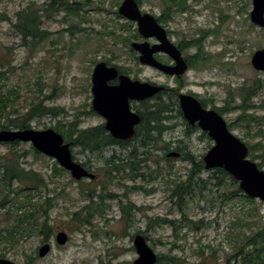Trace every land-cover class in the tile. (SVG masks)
I'll return each mask as SVG.
<instances>
[{
	"label": "rangeland",
	"instance_id": "1",
	"mask_svg": "<svg viewBox=\"0 0 264 264\" xmlns=\"http://www.w3.org/2000/svg\"><path fill=\"white\" fill-rule=\"evenodd\" d=\"M48 1L0 0V94L12 97L20 113L41 98L45 105L63 109L59 115L35 119L31 128L63 129L70 122H78L86 129L102 124L100 117L87 113L91 74L100 62L130 69L140 80L164 83L163 77L136 59L138 52L131 45L139 42L137 25L118 12L124 0H90L80 16L57 7L49 9ZM138 1L143 13L169 16L176 41L200 40L199 52L192 48L189 53L203 52L208 60L189 72L186 89L199 94L211 107L223 109L224 118L237 137L264 147V72L254 69L251 63L255 52L264 49V27L250 20L252 0H176L183 3L182 12L171 5V0ZM21 11L38 17L39 31L46 33L43 37L23 39L16 27ZM73 25L74 34L69 31ZM250 90L255 95L247 99L245 106L251 110L244 111L239 107H243V96ZM245 113L253 117L249 123L239 119ZM15 117L17 113L11 116ZM184 121L177 118L150 149L142 147L148 152L145 178L123 181L128 187H142L138 191L127 190L117 182L107 183V160L114 154L125 158L128 152L122 148L93 152L74 148L75 159L96 175L95 180L77 181L69 172L59 171V164L52 158L35 154L29 143H0V166L14 162L44 178L46 186L32 196L35 195L33 202L48 208L51 227L47 242L38 231L28 236L27 230L23 236H15L17 243L12 242L4 230L13 224L16 208L12 204L0 207V256L4 255L0 259L15 264H28L27 256L34 258L31 264H133L138 258L134 238L142 234L158 256H176L180 258L178 264H198L203 256L210 255L211 248L216 250V256H210L207 264H244L236 255L237 235H250L264 225L263 202L250 203L244 198L222 202L219 198L200 197L187 200V205L180 207L176 198H170L174 184L186 180L192 166L183 155L189 152L196 161H203L214 145L200 129H189ZM171 152L181 156L168 158ZM255 162L259 164L261 160ZM3 170L0 167V177ZM211 175V170L202 173L205 180ZM14 184V188L20 186ZM89 190H93L96 203L104 201L105 215L94 214L92 226L79 228L75 213L85 214L81 211L91 204L86 196ZM6 193L0 195V204ZM103 193L102 199L97 196ZM107 193L113 197H106ZM26 195L27 192L22 194L23 201ZM12 197L15 196L10 194ZM129 203L134 205L130 218L122 211ZM183 210L192 219L209 224L191 229L182 217ZM238 217L242 219L240 223L236 221ZM158 218H169L176 224L160 225ZM62 231L69 237L65 245L56 241ZM45 243L52 248L40 258L38 250Z\"/></svg>",
	"mask_w": 264,
	"mask_h": 264
},
{
	"label": "trees",
	"instance_id": "2",
	"mask_svg": "<svg viewBox=\"0 0 264 264\" xmlns=\"http://www.w3.org/2000/svg\"><path fill=\"white\" fill-rule=\"evenodd\" d=\"M89 1L90 0H86L80 3L78 0H49L46 5L49 7V9H54L57 7L59 10H63L65 13L70 15L80 16L82 8L88 5ZM136 1L140 5V2L138 0ZM170 2L173 7H178V11H183V3L181 1L178 2L176 0H171ZM169 6L167 8H169ZM24 12L26 11H21L18 14V18L20 19L18 21L19 23L16 25L19 32L22 34L23 39L26 40L28 37H33L34 39L43 37L46 33L39 31V26L37 23L38 17L33 13L25 14ZM71 28L72 29H69V31L74 34L73 29L76 28V26L73 25ZM199 43L200 40L194 41V44L198 45L200 48L201 44ZM207 60L208 58L203 54V52H201L195 56L194 66H200ZM246 90L247 89L244 88V91ZM254 95L255 94L250 90L248 95L243 96V107L241 106L239 108L247 111L248 109L245 106L246 101L250 96ZM145 107V111L141 113L142 122L138 127V132L136 135V140H138L139 145L133 146V148L126 150L128 155L125 158L114 154L110 159L107 160V183L117 182V184L120 186L126 187L127 190L138 191L142 189V187L138 185L128 187L125 183H123V181L135 182L139 178H145L146 175L143 169L145 168L144 162L147 161L146 156L148 152L142 150L141 144L154 145V143L162 136V134L170 128L164 124V121L170 118L166 114L168 112V106L164 101L158 102L154 106L147 104ZM62 111L63 109L45 105L44 100L41 98L39 102H32L24 112L20 113L19 110L15 108L12 97H6L3 94H0V129H29L32 127L31 123L35 119L44 116H56L59 115L58 112L62 113ZM219 112L222 114V110H219ZM15 113H17V117L11 118V116ZM252 118L253 117L251 115L246 113L239 117L240 120H243L247 123H249ZM79 128L80 126L78 122H70L68 126H63V129L55 127V130L61 133L67 142L72 141L73 136L78 134L79 140L83 143L85 142V146L96 144L94 140L98 137H101L100 140L110 139L103 134L102 126L87 130H79ZM15 144L18 145L19 142H16ZM86 148H90L92 150L88 151H94L92 147ZM263 148L264 147L260 146L259 144L250 146V157L254 161L257 159L261 160V162L258 164L261 169L264 167ZM34 151L35 154H40L35 149ZM258 151H261L262 155L261 153L256 155ZM183 159L189 162L192 166L187 173L186 180L180 179L178 182L175 181V187L172 188L170 197L172 199L176 198L180 207L185 205L187 200H195L200 197H211L213 199L219 198L222 202L224 200L234 201L244 198L247 202L253 203L252 199L243 195L242 190L238 186V182L223 169H214L212 171V175L205 180L202 177V173L205 171L204 162L202 160L196 161L193 155H191L189 152H186L183 155ZM0 167H3L4 169L0 177V195L7 191L4 198L2 199L3 201L0 204V207L4 208L8 204H12L16 208L17 214L16 218L13 220V224L11 219H9V222H11L9 224L10 226L4 230V232L7 231L8 233L6 234L8 237L7 239L17 243L18 241L16 240L18 239H16V235L23 236V234L28 231L27 235L30 236L31 233L38 231V233L46 237L45 242H47L48 234L51 230V227L48 223V208H46V206L43 204L33 202L35 195L32 196V194H34L36 191L39 192V188L46 186L44 184V178L33 169L26 171L22 168H19V166L14 162L10 164H4ZM59 171L66 170L60 167ZM55 173H57V169ZM156 173L160 174V171L157 170ZM14 183H17L20 186L14 188ZM24 192H27V195L23 201L21 196ZM216 193H219V195ZM10 194H13L15 197L9 198ZM94 195L95 194L93 193V190L88 191V195L86 196L89 197L91 204L85 207V211H81L85 212L84 215L81 216V213L79 212L75 213V219L79 223V228L84 225L92 226L93 223L91 222V218L94 216V214L103 217L105 215L106 205L104 201L96 203L94 201ZM97 196H99L101 199L105 197L104 193ZM124 196H127V193H125ZM106 197L112 198L113 196L110 193H107ZM133 206V204L129 203L128 205L122 207V211L127 217L131 215ZM92 208L94 210L93 214L91 213ZM252 209L255 208L252 207ZM18 212H20V214H18ZM182 217L186 222V225L191 229H199L200 226H207L209 224V222L205 223V220L202 219L199 221L192 219L184 210L182 211ZM241 220L242 219L240 217L236 219L237 223H240ZM157 222L160 225L164 224L174 226L176 224V221L170 220L169 218H158ZM237 223H234L233 225ZM236 241V255L241 257V260L244 264H264V225L259 227L257 231L252 232L250 235H237ZM210 256H216L215 249L211 248L210 255L203 256L198 264H207V260L210 259ZM0 257H4V255H1ZM32 260H34L33 257L27 256L28 264H31ZM235 260H237L236 257ZM179 262L180 258L173 255H161L159 256L158 260V264H178Z\"/></svg>",
	"mask_w": 264,
	"mask_h": 264
},
{
	"label": "water",
	"instance_id": "3",
	"mask_svg": "<svg viewBox=\"0 0 264 264\" xmlns=\"http://www.w3.org/2000/svg\"><path fill=\"white\" fill-rule=\"evenodd\" d=\"M252 2L251 22L264 27V0H252ZM118 12L123 18L138 24L142 37H157L161 40L163 46L160 49L163 48L177 60L176 67L162 65L153 57L154 50L150 49L149 43L134 42L131 47L139 53L141 64L157 67L168 74L185 72L186 65L182 64L184 60L180 52L169 42L166 31L152 14L143 13L136 0H124ZM251 63L254 69L264 72V49L255 52ZM117 76L118 70L115 67H108L105 62L97 64L93 76L94 105L99 114L108 118L106 129L113 137L130 139L136 134V126L140 125L141 116L130 111L129 101H143L151 98L159 94L163 87L148 82L132 81L129 77L120 76L119 86L108 88L107 81L113 80ZM180 106L186 121L191 126L198 124L201 130L209 133L215 143L203 157L206 170L223 169L238 182L239 188L245 196L264 203V170L249 158L248 146L229 131L224 117L216 110L203 108L200 101L192 95H181ZM16 142L31 144L39 153L56 160L59 166L69 171L77 181L85 178L93 180L96 177L73 159L71 145L65 143V138L54 129L10 128L0 130V143L12 144ZM180 156L181 154L178 152H171L167 155L168 158H179ZM68 239V234L64 231L59 232L56 236L59 245H65ZM134 247L138 258L133 264L158 263V254L142 234L135 236ZM51 248L50 243L42 245L38 250L39 257H46ZM0 264L15 263L8 259H0Z\"/></svg>",
	"mask_w": 264,
	"mask_h": 264
},
{
	"label": "flooded vegetation",
	"instance_id": "4",
	"mask_svg": "<svg viewBox=\"0 0 264 264\" xmlns=\"http://www.w3.org/2000/svg\"><path fill=\"white\" fill-rule=\"evenodd\" d=\"M153 16L156 18L158 24L162 28H164V30L166 31V36H167V39L169 40V42L171 44H173L177 48V50L180 52V55H181L182 59L184 60V63H182V64L186 65L185 72L182 73V74H178L177 72H174L173 74H168V73L160 70L157 67H152V66H147V65H143L142 64V66L148 67L152 71L157 73L159 75L158 77H160V76L163 77L164 83L161 82L159 84L157 81H154V80H146V81L140 80L139 78L136 77L135 74L130 73V69L126 70L125 68H123L121 66L120 67L119 66H112V65L108 64L107 62H105L108 67H115L118 70L117 78H115L113 80H110V81H107V83H106L107 87L108 88H114V87L119 86V84H120L119 77L120 76L129 77L132 81L148 82L150 84L163 87L162 91L159 94H156V95H154L151 98H148V99L143 100V101H133V100L129 101L130 111L132 113L139 114L141 116V122H142L141 113L145 111V108H146L145 106L147 104L151 105V106H154L156 103L164 101L167 104V106H168V112L166 114H167V116L170 117V118H168V120L164 121V124L167 127L172 128L171 124L173 125L175 123V121L177 120V118L181 117V118H184L185 126H187L189 129H193V130L200 129L198 124H196L194 126H191L186 121V119L184 117V113H183V111L181 109V106H180V96L183 95V94L192 95V96L196 97L200 101V103L202 104L203 108L208 109V110H216L221 116L224 117L225 113H223V109H220V108H217V107H211L205 99L200 97L199 94H197V93H195V92H193L191 90H187L186 89L187 85H186V82H185L186 80L185 79L187 78L189 72L191 70H193V68H197L198 67L196 65L194 66V60H195V56L197 55V53L200 50L199 46L194 44V41H191V42H188V41H181V42L180 41H176L175 38H174V33H173L172 29L169 26V23L171 21L169 19L167 20V17H169V16H164V17L163 16H156V15H153ZM135 24L137 25L138 33H136V36H137V39H139V43H142V42L149 43L150 49L154 50L153 57L155 58V60L157 62H159L160 64L168 66V67H176L177 66V60L175 58H173L168 52L163 50V48L160 49V47L163 46L161 40H159L157 37H151V38L142 37L141 34L139 33L138 24L136 22L133 23V25H135ZM192 48H197L198 52L196 54L189 53V50H191ZM132 50L135 51L134 49H132ZM135 53H137V51ZM137 54H138V56L136 57V59L139 61V53H137ZM96 66H97V64L95 65V67H94V69L92 71L91 79H90V90H89V93H88L89 101H88V105H87L88 106L87 107V113H89V114L91 113L94 116H98V117H100L103 120L102 124L97 125L95 127L102 126L103 134L105 136L109 137L110 139L100 140L101 137H98L97 139L94 140L96 142V144L85 146V144L79 140L78 134H75L73 136V138H72L73 140L68 142L71 145L72 153H73L74 148H79L81 150L88 151V150H91V149L90 148H86V147H92L94 151H101V150L114 148V147L115 148H122L124 150H129V149L133 148V146H138L139 144H135V142H138V140H136V135H137L139 126H136V134L132 138H130V139H117V138L113 137L112 134L106 129V124L108 122V118H106L105 116H102L101 114H99L96 111L95 105H94L95 95H94V91H93V87H94L93 76H94V71H95ZM249 98H251V97H249ZM247 109L249 110L250 108L247 107ZM219 110H222V114L219 112ZM171 122H173V123H171ZM227 126H228L229 131L231 133H233L232 132V128H231L232 125L228 124V122H227ZM95 127H88L86 129H83V127L80 126L79 130H87V129H91V128H95ZM201 132L203 133V135L211 138L209 136L208 132L203 131V130H201ZM211 140L213 141L212 138H211ZM141 145H142V147L146 146L149 149L152 146V145H148V144H141ZM246 145L249 148V154H250V146H253V145H250L248 143H246ZM73 158H74L75 161H77L75 159L74 153H73ZM83 166L85 167V165H83ZM89 171H91V170H89Z\"/></svg>",
	"mask_w": 264,
	"mask_h": 264
},
{
	"label": "bare ground",
	"instance_id": "5",
	"mask_svg": "<svg viewBox=\"0 0 264 264\" xmlns=\"http://www.w3.org/2000/svg\"><path fill=\"white\" fill-rule=\"evenodd\" d=\"M112 141V140H111ZM85 143V142H84Z\"/></svg>",
	"mask_w": 264,
	"mask_h": 264
}]
</instances>
